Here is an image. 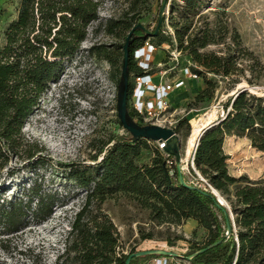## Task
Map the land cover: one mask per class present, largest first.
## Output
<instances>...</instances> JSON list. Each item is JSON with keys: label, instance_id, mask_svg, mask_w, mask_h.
Here are the masks:
<instances>
[{"label": "trees", "instance_id": "obj_1", "mask_svg": "<svg viewBox=\"0 0 264 264\" xmlns=\"http://www.w3.org/2000/svg\"><path fill=\"white\" fill-rule=\"evenodd\" d=\"M203 1L172 0L169 17L174 32L169 38V47L185 54L184 58L192 62L191 71L205 82L197 101L213 98L217 90L218 83L207 75L225 78L235 86L244 73L240 65L243 49L239 36L220 51L208 50L209 46L219 43L209 23H198L203 18L200 15ZM97 19L95 0H19L17 18L5 31V44L0 45V174L10 155H20L23 151L22 129L26 120L50 83L59 79L64 64L79 51L88 27ZM164 23L165 18L157 35H154L157 26L152 31L140 25L121 27V30L130 29L128 36L140 26L129 40L128 118L133 124H141L132 106L135 78L151 74L135 59V52L152 40L156 44H148L156 49L163 47L167 42L163 38ZM118 28L110 27L109 33ZM127 36L120 47L123 50L121 68ZM97 54L113 66L118 65L115 52L100 49ZM120 80L121 74L115 80L117 110ZM224 111V117L200 137L194 163L226 198L229 208L222 206L212 193L182 185L173 155L165 157L151 146L154 153L151 164H140L142 150L148 149L147 143L152 139H137L130 133L110 135L103 142L98 154H102L101 160L95 167L62 165L66 175L85 188L86 201L75 215L64 251L55 264H127L135 252L124 254L120 250L119 232L101 209L107 198L118 193L127 194L150 209L153 219L178 223L194 220L205 229L209 237L202 245L180 238L191 247L183 260L188 261L190 256L206 250L188 261L190 264H264V182H252L246 175H231L230 157L224 148L229 138H246L253 149L264 153V95L238 90L225 103ZM29 158H34V154ZM0 183L3 187V182ZM56 197V192L44 191L37 183L26 187L22 197L7 199L0 194L1 235L13 236L23 231L29 226L31 216L38 224L46 221L53 213ZM228 228L232 230L230 236H227ZM151 257H134L129 264Z\"/></svg>", "mask_w": 264, "mask_h": 264}, {"label": "rangeland", "instance_id": "obj_2", "mask_svg": "<svg viewBox=\"0 0 264 264\" xmlns=\"http://www.w3.org/2000/svg\"><path fill=\"white\" fill-rule=\"evenodd\" d=\"M95 1L98 2V19L90 24L79 51L64 64L59 79L50 83L26 120L22 129L23 151L20 155H10L0 174V182L4 185L2 187L0 183V194L4 198L22 197L26 187L37 183L44 191L56 192L57 202L52 215L42 223L38 224L31 216L29 226L13 236L3 237L0 229V264L56 263L64 251L75 215L86 201L85 188L68 177L62 165L95 167L101 160L102 154H98L103 142L110 135L128 134L119 120L116 97L115 80L120 77L123 59L120 47L130 30H121V27L141 25L152 31L164 9L162 29L167 42L153 53L152 79L173 83L184 77L183 69L188 64L185 54L177 60L171 59L170 55L173 49L169 47V38L174 34L169 25L172 0ZM18 7L19 0H0V45L5 44V31L17 18ZM200 15L203 18L198 23H209L219 43L209 46V51H220L239 36L243 49L240 65L244 73L235 86L225 78L207 75L218 83L213 98L197 101V95L205 87L203 80H189L193 87H188V93H181L184 88L171 97L172 109L167 116H172L181 141L183 165L188 164V138L200 119L212 122L210 126L224 117L225 103L238 90L264 95V0H204ZM115 25L120 29L110 34L109 28ZM148 43L156 44L154 40ZM100 49L115 52L118 65L113 66L104 56L98 55ZM188 120L192 121V126ZM147 144L148 149L142 150L138 160L140 164H151L154 158L152 145ZM224 148L230 157L231 175H246L252 182H264V153L253 149L246 138H229ZM32 153L34 158L30 159ZM40 157L43 158L41 162ZM217 193L229 208L226 198ZM101 209L115 224L120 237L119 247L124 254L165 250L185 256L191 247L180 238L202 245L209 237L205 229L190 227L189 222H194L189 220L178 223L153 219L150 209L124 193L107 198ZM156 257L160 256L141 259L137 264H145Z\"/></svg>", "mask_w": 264, "mask_h": 264}, {"label": "built area", "instance_id": "obj_3", "mask_svg": "<svg viewBox=\"0 0 264 264\" xmlns=\"http://www.w3.org/2000/svg\"><path fill=\"white\" fill-rule=\"evenodd\" d=\"M156 48L147 43L143 49L135 52L140 60V65L147 71H152L151 59ZM171 59L177 60L181 53L174 48L171 52ZM192 64H186L183 69V78L173 83L154 82L152 74L135 78V91L132 98V106L137 113V120L141 126L151 125L159 126L175 131V124L171 120L172 116H167L172 109L170 99L173 94L186 87L187 81H201V78L191 71ZM163 73V72H162ZM164 76V75H163ZM192 126V121H189ZM176 133V131H175ZM177 134V133H176ZM149 143L163 153V156L169 157L171 154L166 152L167 140L149 141ZM181 172L184 181L193 187H197L205 192L214 193L215 189L208 179H206L196 168L194 157L191 162V168L188 164H181ZM215 194V193H214ZM145 264H190L188 261L172 257H156Z\"/></svg>", "mask_w": 264, "mask_h": 264}, {"label": "water", "instance_id": "obj_4", "mask_svg": "<svg viewBox=\"0 0 264 264\" xmlns=\"http://www.w3.org/2000/svg\"><path fill=\"white\" fill-rule=\"evenodd\" d=\"M164 9L161 12V15L159 17V22L156 27V32L154 35H157L159 28L162 24L163 21V14ZM141 26V25H140ZM138 26V27H140ZM138 27L134 28L129 35L127 36L126 43L124 45V61H123V66H122V72H121V80L119 83V100H118V116L119 120L123 126V128L130 133L133 137L135 138H143V139H152L153 141H158V140H167V147H166V152L175 156L177 159V164H178V169L180 171V182L182 185L185 186H190L188 185L183 178V174L181 172V163H182V158L180 154L181 150V141L179 136L175 133L174 130L159 127V126H151V125H146V126H141L138 124H133L130 123L129 118H128V90H129V58H130V52H129V40L134 32V30L138 29ZM151 36V32L147 33V37ZM203 129V132L208 128ZM202 132V134H203ZM201 134V136H202ZM200 136V137H201ZM199 137V140H200ZM199 140L197 142L196 148L198 146ZM196 148L194 151V158H195V152ZM216 190V189H215ZM217 191V190H216ZM218 192V191H217ZM213 195L217 198L216 194L213 193ZM218 202L226 207L220 199H218ZM227 208V207H226ZM232 219H234L233 213H231ZM231 228H228L227 230V236H230L231 234ZM215 246V245H214ZM206 250H201L198 253H203ZM198 253H195L193 256H190L187 260L191 261L193 257L197 256ZM165 256V257H172V258H178V259H184L183 256L174 253V252H169L165 250H148V251H142V252H137L133 253L130 256V259H128L127 264L130 263L131 258H139L142 256Z\"/></svg>", "mask_w": 264, "mask_h": 264}, {"label": "bare ground", "instance_id": "obj_5", "mask_svg": "<svg viewBox=\"0 0 264 264\" xmlns=\"http://www.w3.org/2000/svg\"><path fill=\"white\" fill-rule=\"evenodd\" d=\"M187 62H188V64H192V62L190 60H187ZM182 89H184V88H182ZM211 117H209V118L211 119ZM210 123H212V122L208 121L205 118L204 119H200L196 124L194 123L195 125H194V128H193V131H192L190 137L188 138L187 145H186V155H187L188 165H189L190 161L193 159L194 151H195L197 142L199 140V137L201 136V134L203 132V129L206 128ZM213 192L221 200V202H223L222 198H220V196L218 195L217 191H215L213 189Z\"/></svg>", "mask_w": 264, "mask_h": 264}, {"label": "crops", "instance_id": "obj_6", "mask_svg": "<svg viewBox=\"0 0 264 264\" xmlns=\"http://www.w3.org/2000/svg\"><path fill=\"white\" fill-rule=\"evenodd\" d=\"M192 82H195V81H192ZM201 83H202V82H201ZM191 86H192L191 82L187 81V83H186V87H185L184 90L181 91V93H184V92H185L184 94H186V92L188 93V87H191ZM192 87H193V86H192ZM175 93H176V92H175ZM189 221L194 222V223H192V224H191V222H189V226H190V227H194V226L197 227V226H199L198 223H197L196 221H194V220H189ZM150 260H151V259H150Z\"/></svg>", "mask_w": 264, "mask_h": 264}]
</instances>
